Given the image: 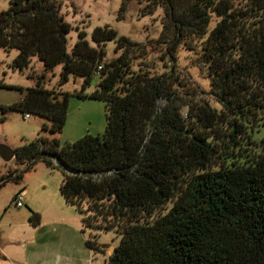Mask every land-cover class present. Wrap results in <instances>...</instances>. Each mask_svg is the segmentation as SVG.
I'll return each mask as SVG.
<instances>
[{
  "label": "trees",
  "instance_id": "trees-1",
  "mask_svg": "<svg viewBox=\"0 0 264 264\" xmlns=\"http://www.w3.org/2000/svg\"><path fill=\"white\" fill-rule=\"evenodd\" d=\"M130 1L141 5V17L162 9L152 47L165 50L168 60L179 46L195 51L215 105L186 101L172 71L135 69L146 45L118 37L109 26L92 31L94 46L79 31L69 52L72 29L59 0H8L0 12V49L17 52L13 71L23 72L33 58L43 71L27 76L34 87L0 82V89L22 95L0 105L1 121L10 111L37 116L48 122L42 131L59 134L73 96L104 103L105 130L64 146L38 138L15 149L16 162L27 166L0 178V189L20 184L38 163L59 171V193L81 216L88 247L105 253L99 232L120 237L106 264H264V137L257 149H247L252 125L255 134L264 129V0L239 7L234 0H122L120 13ZM111 41L117 56L106 60ZM58 66V85L80 77V91L45 88L46 75ZM28 212L37 227L40 215Z\"/></svg>",
  "mask_w": 264,
  "mask_h": 264
},
{
  "label": "rangeland",
  "instance_id": "rangeland-1",
  "mask_svg": "<svg viewBox=\"0 0 264 264\" xmlns=\"http://www.w3.org/2000/svg\"><path fill=\"white\" fill-rule=\"evenodd\" d=\"M61 2L60 14L64 21L71 26V31L67 36V47L70 52L74 43L77 41L79 31L86 33V40L94 46L90 36L96 27L109 26L113 28L119 36L128 38L130 41L145 44L147 56L144 62L141 59L134 60L133 67L145 65L144 70L151 74L172 73L175 74L178 82V91L186 101L197 102L204 100L214 106L215 102L210 95V80L204 68L200 67L195 51H188L185 47L179 46L173 54L174 58L168 60L165 57L166 51L155 49L151 41H155L161 31V21L163 18L162 9H157L152 16L141 17V5L137 1H130L126 10L120 13L122 0H59ZM244 3L243 0H234V5L239 7ZM8 0H0V12L7 10ZM217 19L212 18L211 27ZM115 43H106V60H111L117 55L114 53ZM17 52H9L0 49V82L16 88H30L35 86V81L27 79L29 74L39 75L43 71L42 63L33 58L29 67L23 72L13 71L10 68L12 60ZM61 67L58 66L53 73L46 75L44 86L47 89L68 92L73 94L78 92L82 86V78L70 76L63 86H59V73ZM173 74V75H174ZM95 81L86 89V93L94 90ZM21 93L17 89H0V105L9 106L18 102ZM25 116H28L26 118ZM21 116L18 112L10 111L1 121L0 113V144L15 150L35 139L46 138L56 139L60 145L72 144L86 134L100 136L105 130V108L104 103L95 100H79L73 96L69 98L68 115L66 124L61 133L51 135L42 131L43 124L48 122L40 117L25 115ZM255 125V124H254ZM253 126L251 138L252 149H257L261 145L260 139L264 137V129L255 134L258 127ZM254 144V145H253ZM252 153V151H250ZM27 164H19L15 159L6 163L0 157V178L11 174L21 173ZM62 175L59 171L48 170L43 163H38L32 170L26 172L20 184L8 182L0 189V235L7 232L4 226L7 220L17 218L25 213L26 207L17 209L11 203L14 195L18 194L22 188L29 189L31 197H35L40 191L49 190L52 198L61 197L59 186ZM62 198V197H61ZM23 199V198H22ZM43 199V198H42ZM41 203V202H40ZM40 203H37L38 205ZM164 209L161 213H165ZM98 242L107 243L108 246H117L120 237L113 231L99 232ZM104 245V244H101ZM1 258V257H0ZM6 263L1 260L0 264Z\"/></svg>",
  "mask_w": 264,
  "mask_h": 264
},
{
  "label": "crops",
  "instance_id": "crops-1",
  "mask_svg": "<svg viewBox=\"0 0 264 264\" xmlns=\"http://www.w3.org/2000/svg\"><path fill=\"white\" fill-rule=\"evenodd\" d=\"M22 189L27 212L3 224L8 230L0 235V261L6 262L2 264H106L110 254L88 247L89 233L73 207L61 197L52 198L49 190L31 197L29 189ZM28 208L40 215L37 227L28 221Z\"/></svg>",
  "mask_w": 264,
  "mask_h": 264
},
{
  "label": "water",
  "instance_id": "water-1",
  "mask_svg": "<svg viewBox=\"0 0 264 264\" xmlns=\"http://www.w3.org/2000/svg\"><path fill=\"white\" fill-rule=\"evenodd\" d=\"M0 157L4 162L8 163L12 161L13 159H15V151L5 145L0 144ZM98 248L99 250L105 251L109 253L110 255L114 251V247L108 246V245H98Z\"/></svg>",
  "mask_w": 264,
  "mask_h": 264
},
{
  "label": "built area",
  "instance_id": "built-area-1",
  "mask_svg": "<svg viewBox=\"0 0 264 264\" xmlns=\"http://www.w3.org/2000/svg\"><path fill=\"white\" fill-rule=\"evenodd\" d=\"M98 71H100V67H98ZM26 118H28V116H26ZM22 198H23V193H20L17 196V198L13 204L15 208L20 209L23 207V199Z\"/></svg>",
  "mask_w": 264,
  "mask_h": 264
}]
</instances>
